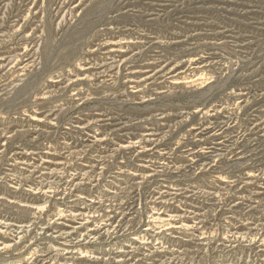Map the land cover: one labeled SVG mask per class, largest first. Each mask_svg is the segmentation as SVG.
Listing matches in <instances>:
<instances>
[{
  "label": "rangeland",
  "instance_id": "1",
  "mask_svg": "<svg viewBox=\"0 0 264 264\" xmlns=\"http://www.w3.org/2000/svg\"><path fill=\"white\" fill-rule=\"evenodd\" d=\"M0 55V264H264V0H0Z\"/></svg>",
  "mask_w": 264,
  "mask_h": 264
},
{
  "label": "bare ground",
  "instance_id": "2",
  "mask_svg": "<svg viewBox=\"0 0 264 264\" xmlns=\"http://www.w3.org/2000/svg\"><path fill=\"white\" fill-rule=\"evenodd\" d=\"M3 1V0H2ZM242 7V6H241ZM224 9V8H223ZM230 9V8H229ZM12 10V9H11ZM10 14V13H9ZM29 14V13H28ZM23 15V14H22ZM9 20V19H8ZM83 20V19H82ZM149 21V20H148ZM87 23V22H86ZM83 24V23H82ZM23 27H25V26H23ZM188 27V26H187ZM182 33V32H181ZM86 34V33H85ZM207 35V34H206ZM44 37V36H43ZM24 38V37H23ZM12 39V38H11ZM45 39V38H44ZM65 39V38H64ZM127 40V39H126ZM132 41V40H131ZM106 42V41H105ZM133 43V42H132ZM130 41L129 42H121V41H119V42H107V43H105L103 46L104 47H107L108 46V49L110 48L111 50L110 51H108V52H110V53H115V54H117V56H118V58L120 57H123V55H122V51H121V49H123L124 47L126 48V46H129L130 44H132ZM145 44V43H144ZM70 45V44H69ZM102 46V45H101ZM102 46V47H103ZM100 48V47H99ZM25 51L23 52L24 54H21V55H16L15 57H14V59L13 60H16L15 61V63L16 62H24V61H22V59H25V57H27L28 55H26V53H27V49L25 48L24 49ZM124 53V52H123ZM114 54V55H115ZM8 59H12V58H8ZM19 59V60H18ZM128 59V58H127ZM5 61H7V59L6 58H4V55H0V69H1V67H3V63L5 62ZM10 61V60H9ZM8 61V62H9ZM26 62L24 63V65H23V67L21 68V71H24V70H26V69H28V67L30 66V63L31 62H29V60L27 61V60H25ZM155 63V62H154ZM201 63H202V60H200V59H194V58H190L189 59V64L191 65V66H193V69L194 70H196V71H198V70H201ZM133 65V64H132ZM85 66V65H84ZM93 67V66H92ZM12 68V67H11ZM79 68V67H78ZM90 68V67H89ZM149 68V67H148ZM40 69V68H39ZM85 69V68H84ZM84 69H79V71L80 72H82L81 74H78L77 76H75V80H73L72 81V84L73 85H77V84H79L80 82H82L83 80L85 81L86 79V77L84 76V75H86L85 74V71H84ZM91 69V68H90ZM118 69V68H117ZM133 69V68H132ZM172 69V68H171ZM185 69V68H184ZM56 71V70H55ZM89 71V70H88ZM140 71V70H139ZM165 71L167 72L166 73V75L167 74H170V73H172V72H168L167 71V69L166 68H164V69H162V68H159V70H157L156 72H153V76H145V78L144 79H142V80H136V79H139V77L138 76H131L132 77V80H130L131 81V83L130 84H132L133 85V89H137V88H140V86H141V84H144L145 82H147V81H149V80H154V78H155V76L157 75V74H159V76H162V75H160V74H165ZM79 72V73H80ZM106 72V71H105ZM141 72V71H140ZM152 72V71H151ZM132 73H134V72H132ZM135 73H137V72H135ZM140 74V73H139ZM145 74V73H144ZM103 75V74H102ZM102 75H100V76H102ZM123 75V74H122ZM83 76V77H82ZM87 76V75H86ZM97 76V75H96ZM95 76V77H96ZM129 76V75H128ZM158 76V77H159ZM168 76V75H167ZM1 77V76H0ZM89 77H87V79H88ZM93 78V77H92ZM206 78V77H205ZM205 78L204 77H184V78H181V77H177V75L176 76H172L171 78H170V80H172L169 84H170V86H174V88H195V87H197V89H198V87L199 86H201V84H202V82H201V80H205ZM36 79V78H35ZM72 80V79H71ZM92 80V79H91ZM207 80H208V78H207ZM211 80V79H210ZM58 81V80H57ZM88 81V80H87ZM93 81H94V79H93ZM96 81V80H95ZM31 82V81H30ZM51 82V81H50ZM33 83V82H32ZM71 83V82H70ZM153 83V82H152ZM28 84H29V80H28V83H25V85L23 86V87H21V88H27V86H28ZM15 85V84H14ZM75 88V87H74ZM210 88V87H209ZM15 89V88H14ZM203 91V90H202ZM204 92V91H203ZM181 93V92H180ZM159 94V93H158ZM160 94H163V92H161ZM179 94V93H178ZM46 95V94H45ZM239 95H241V94H239ZM10 96V95H9ZM28 97V96H27ZM46 97V96H45ZM81 99V98H80ZM216 101V100H215ZM257 102V101H256ZM12 103V102H11ZM238 104V103H237ZM5 107L6 106H4V105H1L0 104V122H1V120H3L4 119V115H5ZM226 107V106H225ZM214 109V112H215V110H216V107L215 108H213ZM263 110V109H262ZM213 111V110H212ZM211 111V112H212ZM10 112V111H9ZM214 115V114H213ZM1 117H3V118H1ZM6 117V116H5ZM219 120V119H218ZM30 121L33 123H35V124H39V123H41V122H43L42 121V118L40 119L38 116H32L31 118H30ZM5 122V121H4ZM42 125V124H41ZM45 125V124H44ZM126 125V124H125ZM243 125V124H242ZM21 126V125H20ZM86 126V125H85ZM228 127V126H227ZM205 129V128H204ZM204 129H202L201 130V132L203 133V131H204ZM220 130V129H219ZM75 132V131H74ZM200 132V133H201ZM252 133V132H251ZM4 134V133H3ZM245 135V134H244ZM0 136H3V135H0ZM89 136V135H88ZM135 137V136H134ZM163 137V136H162ZM107 138V137H106ZM127 139V138H126ZM95 140V139H94ZM98 140V139H97ZM184 140V139H183ZM246 142V141H245ZM91 143V142H90ZM2 144V143H1ZM67 144V143H66ZM130 145V144H129ZM1 146H4V144H2ZM10 146V145H9ZM78 147V146H77ZM123 147V146H122ZM172 149V148H171ZM185 149V148H184ZM208 149H211V148H208ZM213 149V148H212ZM115 150V149H114ZM117 151V150H116ZM123 151V150H122ZM218 151V150H217ZM240 151V150H239ZM78 153V152H77ZM124 153V152H123ZM25 153H21V158L23 159V157L25 156L24 155ZM113 154V153H112ZM27 156V155H26ZM112 157V156H111ZM47 158H49V157H45V159H47ZM247 159V158H246ZM7 160V159H6ZM52 160V159H51ZM25 161H26V159H25ZM25 161H23V163L22 164H27ZM43 161V160H42ZM22 162V161H21ZM46 164H50V163H52L50 160H45L44 161ZM43 163V162H42ZM55 165H57V164H55ZM58 165H60V164H58ZM93 167V166H92ZM153 168V167H152ZM193 168V167H192ZM93 169V168H92ZM251 170V169H250ZM33 171V170H32ZM88 173V172H87ZM29 174V173H28ZM32 174V173H31ZM172 174V173H171ZM108 175V174H107ZM129 175V174H128ZM143 175V174H142ZM141 175V176H142ZM155 176V175H154ZM256 176V175H255ZM7 177V176H6ZM45 180V179H44ZM49 180V179H48ZM50 182V181H49ZM80 183V182H79ZM140 183V182H139ZM191 183V182H190ZM98 184V183H97ZM41 187V186H40ZM56 187V186H55ZM11 188V187H10ZM238 188V187H237ZM178 189V188H177ZM35 190V189H34ZM38 191L40 190L39 188L37 189ZM110 191V190H109ZM37 192V191H36ZM239 193V192H238ZM158 194H160V193H158ZM216 195V194H215ZM64 197V196H63ZM0 199H2L1 197H0ZM14 199V198H13ZM84 199V198H83ZM62 201V200H61ZM11 202V201H10ZM9 202V203H10ZM13 203H15V202H13ZM16 203H19L22 207H28V206H26V204H23V202L22 201H17L16 200ZM25 203V202H24ZM93 203V202H92ZM91 203V204H92ZM140 203V202H139ZM44 204V203H43ZM29 205V204H28ZM144 205V204H143ZM34 206V205H33ZM43 208H45L43 205H37V206H34L33 207V209H35V210H42ZM106 211V210H105ZM224 211V210H223ZM45 212V211H44ZM68 213V212H67ZM32 214V213H31ZM81 214V213H80ZM75 215V214H74ZM47 216V215H46ZM58 218H57V220H61V219H63L65 216H64V211H60L59 210V212H58ZM90 216V215H89ZM87 217V216H86ZM176 218V216H171V215H169V216H166V218L165 217H162V215H161V213H154V215H152L151 216V219H152V223H154V222H159V223H161L162 224V227H167L166 228V230L167 231H174V230H176V229H178V228H182V227H187L188 225L187 224H181L180 226H178V223H176V221L174 220ZM180 219V218H179ZM109 220V219H108ZM178 220V219H177ZM64 221V220H63ZM61 223V222H60ZM59 223V224H60ZM102 224H104V223H102ZM101 224V225H102ZM150 224V223H149ZM157 224V223H156ZM60 225H62V223L60 224ZM60 225H58V226H56L55 228L57 229L56 231V234L58 235V237H60V238H62V239H66L67 237H70V235L69 234H71V233H73L75 230L77 231V229L79 228H81V227H83L82 225V223H80V224H78V226H68L69 227V229L71 230V231H69V229H68V227L66 228V226L65 225H62L61 227H60ZM55 226V225H54ZM104 226H107V225H104ZM29 226H27V225H24V224H17V225H14V224H11L10 222H6V221H4V219L3 220H0V251H8V250H11L12 248H14V247H17L18 245H20V244H22L23 242H24V239H25V234L28 232L27 230V228H28ZM76 227V228H75ZM100 227V226H99ZM54 228V229H55ZM103 228H105V227H103ZM188 228V227H187ZM30 229V228H29ZM43 229V228H42ZM99 229V228H98ZM101 229V228H100ZM147 229V228H146ZM191 229V228H190ZM51 230V229H50ZM109 230V229H108ZM148 230H150V229H148ZM17 231H20V232H18V233H16ZM98 230H97V228L96 229H90L89 231H87V233L85 234V235H83V236H81L82 237V240L81 241H88V239H91V240H93V239H95V233L97 232ZM101 231V230H100ZM10 232H15V235L16 236H14V238H12V239H9V237H8V235H9V233ZM161 233V232H160ZM19 234H22L21 236H19ZM28 234V233H27ZM26 234V235H27ZM99 234H101V233H99ZM105 234V233H104ZM108 234H109V232H108ZM107 234V231H106V235H108ZM72 235V234H71ZM91 235H94V236H91ZM155 235V234H154ZM262 237V236H261ZM106 238V237H105ZM15 239V240H14ZM232 239V238H231ZM11 240V241H10ZM133 240H136V239H133ZM254 240V239H253ZM67 241V240H66ZM76 241H77V239H76ZM80 240H78L77 242H75V243H78ZM137 241V240H136ZM39 242V241H38ZM69 242V241H68ZM72 243V242H71ZM208 243V242H207ZM140 244H142V243H140ZM63 246V245H62ZM165 246V245H164ZM77 247V246H76ZM29 248V247H28ZM28 248H26V249H28ZM35 249V248H34ZM161 249V248H160ZM29 251V250H28ZM120 253H123L122 251H119ZM88 253V252H87ZM108 253V252H107ZM78 254V253H77ZM124 254V253H123ZM54 255V254H53ZM83 256V255H82ZM89 256V255H88ZM85 256H83V257H81V258H84ZM28 258V257H27ZM91 258V257H90ZM165 258V257H164ZM28 259H30V258H28ZM99 259V258H98ZM127 259V258H126ZM174 259V258H173ZM139 260V259H138ZM172 260V259H171ZM85 261V260H84ZM252 261V260H251ZM2 262V261H1ZM68 263V262H67ZM134 264V263H133ZM169 264V263H168Z\"/></svg>",
  "mask_w": 264,
  "mask_h": 264
}]
</instances>
